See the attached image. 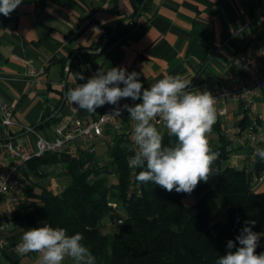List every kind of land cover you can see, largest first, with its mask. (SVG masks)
I'll return each mask as SVG.
<instances>
[{
    "label": "crops",
    "instance_id": "crops-1",
    "mask_svg": "<svg viewBox=\"0 0 264 264\" xmlns=\"http://www.w3.org/2000/svg\"><path fill=\"white\" fill-rule=\"evenodd\" d=\"M139 9L135 14L133 0H23L10 16L0 15V93L16 102L18 121L6 126L0 112V142L17 139L46 119L37 131L60 121L95 118L110 104L88 113L64 94L111 67L137 72L144 88L179 74L192 81L191 90L204 91L235 72V53L256 48L264 57V0H150ZM258 102L264 114V90ZM44 177L42 186L64 189L58 190L64 176ZM23 214L21 207L10 218L0 264H40L37 253L17 250L23 231L34 228ZM43 225L40 221L35 227Z\"/></svg>",
    "mask_w": 264,
    "mask_h": 264
},
{
    "label": "trees",
    "instance_id": "trees-1",
    "mask_svg": "<svg viewBox=\"0 0 264 264\" xmlns=\"http://www.w3.org/2000/svg\"><path fill=\"white\" fill-rule=\"evenodd\" d=\"M133 2L136 14L150 0ZM156 127L165 146L175 143L166 128ZM208 139L219 155L209 181L200 182L191 194L138 182L136 175L142 169L132 175L128 159L134 154L123 139H116L107 151L109 161L102 166L98 164L102 155L35 157L26 172L33 181L27 188L30 200L22 206L23 218L32 227L42 221L63 227L70 235L81 233L96 264H216L227 253V242L235 241L250 221H255L252 230L261 234L257 254L264 252V190L253 188L254 178L264 174V161L258 157L251 168L232 165L231 155L243 147L225 137L220 122H215ZM88 162L93 164L86 167ZM52 166H61V175L69 179L60 192L39 183ZM111 175L116 182H110ZM213 195L222 199L226 209L223 223L213 214ZM187 197L192 198L184 200ZM191 199L194 202L188 203ZM109 224H117V230L106 231Z\"/></svg>",
    "mask_w": 264,
    "mask_h": 264
},
{
    "label": "clouds",
    "instance_id": "clouds-1",
    "mask_svg": "<svg viewBox=\"0 0 264 264\" xmlns=\"http://www.w3.org/2000/svg\"><path fill=\"white\" fill-rule=\"evenodd\" d=\"M22 2L0 0V15L10 16ZM77 77L84 79L83 75ZM191 82L179 74L165 75L150 88H144L137 72L111 67L68 89L64 95L76 109L88 113H95L105 104L116 106L108 115L111 118H118L126 110L134 121L131 139L135 145L128 165L142 169L136 180L152 182L168 192L191 194L200 182L209 181L219 155L208 139L217 119V99L207 90H191ZM127 98L141 102L119 106ZM157 118L169 136L176 138L174 144H163V136L153 123ZM256 157L264 161V148L255 150L253 159ZM254 225L255 221L246 222L235 241L227 242V253L216 264H264V252L256 251L261 234L252 230ZM83 239L79 232L70 235L67 229L45 222L42 227L24 230L17 250L21 254L37 253L40 264H64L66 259L74 264H96V257L82 243Z\"/></svg>",
    "mask_w": 264,
    "mask_h": 264
},
{
    "label": "built area",
    "instance_id": "built-area-1",
    "mask_svg": "<svg viewBox=\"0 0 264 264\" xmlns=\"http://www.w3.org/2000/svg\"><path fill=\"white\" fill-rule=\"evenodd\" d=\"M231 62L235 72L221 76L207 91L217 99L216 122H220L225 137L243 147L233 152L231 164L251 168L258 158L253 159L255 150L264 148V114L258 102L264 90V57L255 48L250 53H235ZM35 73V70H31V74ZM140 102L128 98L119 102V106ZM229 104H233L234 108H230ZM115 107L106 106L95 118L60 121L44 132L31 130L26 137L0 142V255L8 248L11 216L30 200L27 188L33 177L31 174L26 175V172L35 157L64 153L77 158L99 155L100 146L106 151L113 149L116 139L126 141L134 154L135 145L131 139L134 121L126 110H122L118 118L109 117ZM15 108L16 102L7 101L0 93V112L4 125L10 127L18 124ZM153 123L166 128L159 118ZM91 164L88 162L86 167ZM98 164L104 165L101 161ZM132 170L134 176L135 169ZM263 186L264 174L256 176L253 188L260 191Z\"/></svg>",
    "mask_w": 264,
    "mask_h": 264
},
{
    "label": "rangeland",
    "instance_id": "rangeland-1",
    "mask_svg": "<svg viewBox=\"0 0 264 264\" xmlns=\"http://www.w3.org/2000/svg\"><path fill=\"white\" fill-rule=\"evenodd\" d=\"M99 156L100 158L98 159L99 161L103 162L104 164H106L108 161H109V156L107 154V151L106 149H103L102 146L99 147ZM232 156V155H231ZM231 158V157H230ZM63 169L61 166H52V167H49V168H46L45 169V172L47 173V176L46 178L44 177V180L45 181H49V177L51 174H55L56 176L60 175L61 176V173H62ZM68 177L64 176L60 179H58V184H59V189L58 190H61L62 188H64L67 184H68ZM117 179H116V176L115 175H111L110 176V182H116ZM261 191L264 190V186L260 188ZM192 197H187L185 198L184 200H188ZM195 199H191L188 201V203H192L194 202ZM210 201L212 203V206H213V214L215 216V219L216 220H219L221 223H223L225 220H226V209L223 205V201L220 197H218L217 195H213L211 196L210 198ZM106 231H115L117 230V224L113 225V224H109L108 227L105 229Z\"/></svg>",
    "mask_w": 264,
    "mask_h": 264
},
{
    "label": "water",
    "instance_id": "water-1",
    "mask_svg": "<svg viewBox=\"0 0 264 264\" xmlns=\"http://www.w3.org/2000/svg\"><path fill=\"white\" fill-rule=\"evenodd\" d=\"M140 12H141V9H139V11H138V13H137V17L139 16ZM65 77L67 78V73H66ZM48 120H49V119H46L45 121H42V122L38 123L37 125L31 127L30 129H27L25 132L20 133L19 135H16V136L13 137V138H20V137H22V136L28 134L31 130H36L39 126L43 125V124H44L45 122H47Z\"/></svg>",
    "mask_w": 264,
    "mask_h": 264
}]
</instances>
